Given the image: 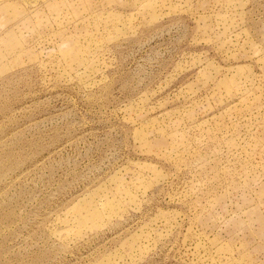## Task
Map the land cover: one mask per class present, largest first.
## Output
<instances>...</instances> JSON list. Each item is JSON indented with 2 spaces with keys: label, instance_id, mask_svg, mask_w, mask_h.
<instances>
[{
  "label": "rangeland",
  "instance_id": "374dc122",
  "mask_svg": "<svg viewBox=\"0 0 264 264\" xmlns=\"http://www.w3.org/2000/svg\"><path fill=\"white\" fill-rule=\"evenodd\" d=\"M0 264H264V0H0Z\"/></svg>",
  "mask_w": 264,
  "mask_h": 264
}]
</instances>
